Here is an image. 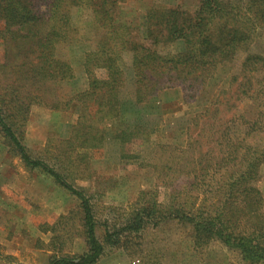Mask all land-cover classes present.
Masks as SVG:
<instances>
[{"label":"trees","instance_id":"obj_1","mask_svg":"<svg viewBox=\"0 0 264 264\" xmlns=\"http://www.w3.org/2000/svg\"><path fill=\"white\" fill-rule=\"evenodd\" d=\"M123 2L0 0V67L11 75L10 81L0 83V133L26 167L42 170L75 196L83 214L85 252L53 257L50 264H97L104 244L96 236L98 223L85 194L47 163L32 158L22 144L19 133L30 108L62 111L77 106V120L62 156L72 161L76 155L80 160L83 155L76 148L95 150L110 140L104 125L121 115L122 106L144 103L168 89L187 91L188 100L195 102L204 86L229 65L233 72L228 87L235 88L228 100L217 99L191 119L193 127L207 117L206 129L194 145L200 150L208 133L216 150L210 148L209 153L214 155L205 151L195 171L187 173L194 180L186 192L183 186L170 185L167 205L158 202L156 192H142L133 212L122 218L118 233L108 232L107 227L115 224L102 223L104 242L122 248L128 239L141 241L154 235L155 228L176 223L189 230L196 250L217 242L237 253L243 264L264 262V198L257 186L264 150L254 148L248 139L264 118V55L251 52L258 32L264 30V0H194L191 10L180 1L172 6L154 4L137 26L118 19ZM79 13L87 17L81 26L74 21ZM76 58L86 88L67 100L57 95L46 100L49 85L75 79ZM232 96L256 102L263 109L257 120L247 122L242 115L229 113L237 109L228 103ZM222 105L228 117L217 118ZM237 121L246 128L243 135L232 133ZM131 130L120 132L121 149L126 141L143 138L141 126ZM154 149L157 169L182 171V146L158 142Z\"/></svg>","mask_w":264,"mask_h":264},{"label":"rangeland","instance_id":"obj_2","mask_svg":"<svg viewBox=\"0 0 264 264\" xmlns=\"http://www.w3.org/2000/svg\"><path fill=\"white\" fill-rule=\"evenodd\" d=\"M178 1L185 9L193 8L194 0H124L116 15L120 21L137 26L154 4L172 6ZM74 18L80 26L87 22L83 13ZM251 52L264 55V30L258 32ZM73 61L75 79L49 85L44 95L46 100L51 101L55 95L67 100L86 88L87 81L77 58ZM232 72L230 65L220 69L215 79L199 92L195 102L188 100L187 91L168 89L144 103L122 106L121 115L104 125L105 136L110 140L95 150L76 148V153L83 155L80 160L76 155H72V161L62 156L77 120V106L62 111H51L36 105L30 108L19 138L32 158L44 161L61 173L89 199L98 223L96 236L104 244L101 264H243L237 253L217 242L203 250L194 249L188 236L189 230L176 223L155 228L154 235L141 241L128 239L130 242L122 248L104 242L105 227L102 226V223L115 224L107 229L110 235L118 233L122 218L124 220L133 212V205L142 192H156L158 202L167 205L170 185L183 186L185 192L188 190L194 176L187 173L195 171L196 162L205 151L209 153L210 148L214 149L208 142V133L203 139L207 143L200 150L195 148L197 135L206 129L204 123L207 117L193 127H190L191 119L211 108L217 99L228 100L230 91L235 88L234 84L228 87ZM10 76L0 67L1 84L10 81ZM130 85L126 84V95H129ZM0 93H3L1 89ZM228 103L237 105L236 111L231 109L229 113L242 115L247 122L257 120L258 113L263 111L256 102L240 101L235 96ZM219 109L217 118L228 117L226 106H219ZM235 124L232 125V133L243 135L245 126L241 121ZM135 126H141L143 138L130 139L121 149L118 141L120 132H131ZM258 127L260 129H255L248 139L254 148L264 150V118ZM158 142L184 148L181 172L177 168L172 172V169H157L153 165L154 144ZM187 143L191 146L186 148ZM168 151L172 152V149ZM168 166L177 167L172 163ZM257 186L264 198V162L259 168ZM79 203L51 176L38 168L26 167L0 133V264H50L56 256L84 253L86 243Z\"/></svg>","mask_w":264,"mask_h":264},{"label":"crops","instance_id":"obj_3","mask_svg":"<svg viewBox=\"0 0 264 264\" xmlns=\"http://www.w3.org/2000/svg\"><path fill=\"white\" fill-rule=\"evenodd\" d=\"M102 261H103V258L101 257V258L99 259V261L97 262V264H101Z\"/></svg>","mask_w":264,"mask_h":264}]
</instances>
